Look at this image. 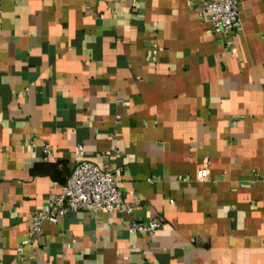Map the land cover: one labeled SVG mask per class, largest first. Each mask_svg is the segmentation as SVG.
<instances>
[{"label":"crops","instance_id":"0c3cea01","mask_svg":"<svg viewBox=\"0 0 264 264\" xmlns=\"http://www.w3.org/2000/svg\"><path fill=\"white\" fill-rule=\"evenodd\" d=\"M236 1L225 34L200 0H0V264H264V0ZM81 160L139 204L19 254Z\"/></svg>","mask_w":264,"mask_h":264},{"label":"built area","instance_id":"2783aa9c","mask_svg":"<svg viewBox=\"0 0 264 264\" xmlns=\"http://www.w3.org/2000/svg\"><path fill=\"white\" fill-rule=\"evenodd\" d=\"M200 1L202 12L210 21L215 33H235L240 27L241 19L236 0ZM78 150L82 151L81 146ZM43 151L50 154L48 145H44ZM137 204L138 201L122 200L121 191L109 167H99L88 160H81L74 165L60 193L54 197L51 207L44 211H35L31 215L28 234L17 247V252L22 253L24 245L35 243L40 238L45 221L56 222L58 217L66 212L82 209L114 211L121 208L131 215ZM161 222L157 217L147 221L132 218L127 230L129 233L146 232L155 235Z\"/></svg>","mask_w":264,"mask_h":264}]
</instances>
